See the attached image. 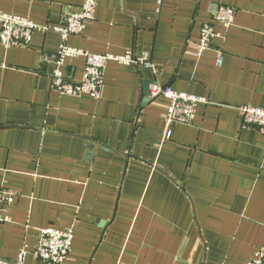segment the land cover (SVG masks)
Returning <instances> with one entry per match:
<instances>
[{"label": "crops", "instance_id": "1", "mask_svg": "<svg viewBox=\"0 0 264 264\" xmlns=\"http://www.w3.org/2000/svg\"><path fill=\"white\" fill-rule=\"evenodd\" d=\"M83 2L0 0V9L58 25ZM97 3L96 19L68 45L149 51L156 72L113 61L99 99L63 95L52 75L79 80L86 58L44 60L59 51L57 32L0 43V186L14 196L0 258L13 261L27 245L26 264H44L32 251L39 230L55 227L75 235L62 264H245L264 246V134L243 128L238 109L264 107V0ZM219 3L236 8L228 30L213 20ZM208 22L226 34L197 57ZM149 81L207 102L167 139L168 100L144 102Z\"/></svg>", "mask_w": 264, "mask_h": 264}, {"label": "built area", "instance_id": "2", "mask_svg": "<svg viewBox=\"0 0 264 264\" xmlns=\"http://www.w3.org/2000/svg\"><path fill=\"white\" fill-rule=\"evenodd\" d=\"M157 1L159 5L163 2V0ZM97 5V0H84L78 12L63 14L62 22L58 25H39L27 17L9 14L0 9V43L6 48L27 46L30 44L33 34L38 30L57 32L61 38L59 51L57 54L46 55L44 60L54 61L60 66L68 57L84 55L86 58L84 72L79 80L64 76L59 69L52 75V90L63 95L99 99L104 87L106 66L113 61L125 65L143 66L156 72L152 53L149 51L135 53L129 50L123 55H101L83 52L68 45V40L72 35L82 34L96 19ZM236 13L235 7L219 3L215 5L212 17L215 22L221 23L224 29L228 30L235 23ZM225 30L217 29L212 22L204 24L195 55L202 57L211 48L215 39L225 37ZM215 61L219 66L223 64L222 51H217ZM149 91L151 99L164 96L168 100L164 116L167 139L171 137L170 126L173 123L190 124L196 116L199 103L207 102V99L192 93L178 92L170 85L153 83L150 85ZM238 110L242 117L243 128L257 127L264 134V107L247 104L240 106ZM13 199L14 196L0 186V227L10 221L7 207ZM74 237V230L71 228H42L39 230L32 255L44 264H62L70 255ZM27 255V245H23L17 259L11 261L0 258V264H26ZM245 264H264V246L258 249Z\"/></svg>", "mask_w": 264, "mask_h": 264}, {"label": "water", "instance_id": "3", "mask_svg": "<svg viewBox=\"0 0 264 264\" xmlns=\"http://www.w3.org/2000/svg\"><path fill=\"white\" fill-rule=\"evenodd\" d=\"M153 83V81H149L146 85H145V94H146V98L144 99V102L145 101H149L151 100V97H150V85ZM90 156H92V153H90Z\"/></svg>", "mask_w": 264, "mask_h": 264}]
</instances>
